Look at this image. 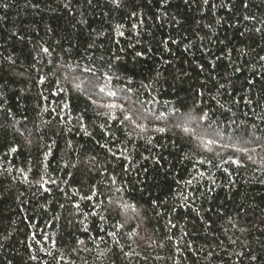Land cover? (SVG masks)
<instances>
[{
    "label": "trees",
    "instance_id": "trees-1",
    "mask_svg": "<svg viewBox=\"0 0 264 264\" xmlns=\"http://www.w3.org/2000/svg\"><path fill=\"white\" fill-rule=\"evenodd\" d=\"M0 264H264V0H0Z\"/></svg>",
    "mask_w": 264,
    "mask_h": 264
}]
</instances>
